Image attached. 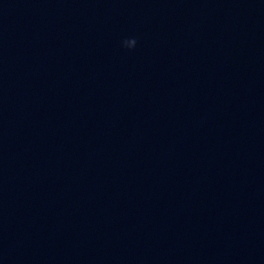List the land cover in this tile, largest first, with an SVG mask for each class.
I'll list each match as a JSON object with an SVG mask.
<instances>
[{"label": "clouds", "instance_id": "9594fccd", "mask_svg": "<svg viewBox=\"0 0 264 264\" xmlns=\"http://www.w3.org/2000/svg\"><path fill=\"white\" fill-rule=\"evenodd\" d=\"M137 40L135 37H130L122 41L123 47L127 49H134L136 47Z\"/></svg>", "mask_w": 264, "mask_h": 264}]
</instances>
